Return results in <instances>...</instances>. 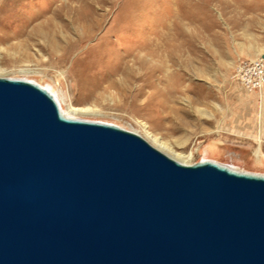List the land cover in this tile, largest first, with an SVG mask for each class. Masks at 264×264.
<instances>
[{
    "label": "water",
    "instance_id": "water-1",
    "mask_svg": "<svg viewBox=\"0 0 264 264\" xmlns=\"http://www.w3.org/2000/svg\"><path fill=\"white\" fill-rule=\"evenodd\" d=\"M0 264H264V177L181 164L0 77Z\"/></svg>",
    "mask_w": 264,
    "mask_h": 264
},
{
    "label": "rangeland",
    "instance_id": "rangeland-1",
    "mask_svg": "<svg viewBox=\"0 0 264 264\" xmlns=\"http://www.w3.org/2000/svg\"><path fill=\"white\" fill-rule=\"evenodd\" d=\"M46 9L47 0H0V77L48 85L65 114L117 125L154 148L156 135L188 164L207 158L264 174V86L249 90L235 77L239 63L264 54V0H55L57 13ZM156 44L183 49L158 86L171 91L165 105L138 90L150 72L161 77ZM85 107L94 113H72Z\"/></svg>",
    "mask_w": 264,
    "mask_h": 264
},
{
    "label": "bare ground",
    "instance_id": "bare-ground-1",
    "mask_svg": "<svg viewBox=\"0 0 264 264\" xmlns=\"http://www.w3.org/2000/svg\"><path fill=\"white\" fill-rule=\"evenodd\" d=\"M55 0H47V13H52V14H56L57 11L55 9H52V5L54 4ZM46 13V12H45ZM41 16H39L38 14L36 15V18H39ZM48 22L51 24H53L52 26L54 27V23L52 22V20H48ZM48 26V25H47ZM37 27V26H36ZM51 27V26H50ZM52 28V27H51ZM55 28V27H54ZM26 29V28H24ZM22 30L20 32L19 35H23L25 34V30ZM34 29V28H33ZM39 30V29H38ZM42 30V29H41ZM146 28H142L140 31L141 32H146ZM130 31V30H128ZM36 32V31H35ZM37 33V32H36ZM41 33V32H39ZM43 33V31H42ZM47 36V35H46ZM166 44V43H165ZM165 44H156L155 46H148L150 47L149 48V51L152 52V53H155L154 55L156 56L157 55V58L158 60H156L154 63H155V67H156V70L160 73L161 77L158 78V80H154V74L152 72H150L148 74V77H147V80H141L142 81V85H140L141 87H139V93H141V91H144L145 88L147 87L148 89H153L152 92H148L149 94H151L150 96H155L157 98H159V100L157 101L158 103L162 104V105H165L167 103V101L169 100L170 96H171V91L168 90L167 86H164V88H158V86L160 85V83L162 82H166V83H169L171 81L170 79V76L171 75H174V70L172 71V67H174L175 65L177 66H180L181 64V61H182V45L180 44H172L170 47L169 46H165ZM170 44V43H168ZM147 47V48H148ZM160 53H159V52ZM160 55H159V54ZM164 53V54H163ZM187 59V58H186ZM190 60V59H189ZM183 66V65H182ZM186 66V65H185ZM149 67V66H148ZM147 67V68H148ZM192 67V66H191ZM146 68V69H147ZM194 68V67H193ZM123 70V68H122ZM126 70V69H125ZM152 70V69H151ZM121 71V70H120ZM119 71V72H120ZM26 73V72H25ZM126 73V72H125ZM128 73V72H127ZM127 76V75H126ZM137 77V76H136ZM143 77V76H142ZM146 77V76H144ZM126 78V77H125ZM132 78V77H131ZM130 78V79H131ZM173 78V77H172ZM10 79H17V80H24V81H28L30 83H33L37 86H39L41 89L47 91L48 94H50L54 100L56 101L57 105H58V108L59 110L61 111V113L63 115H65L66 117L68 118H71V119H76V120H82V121H88V122H96V121H92V120H88V119H82V118H77V117H71L70 115L68 114H65L61 108L62 105H64V102L62 101V98L60 99L59 96H58V93L55 92L50 86L48 85H40L32 80H28V79H24V78H10ZM124 79V78H123ZM125 80V79H124ZM135 81V80H134ZM137 81V80H136ZM120 82V81H119ZM123 82V81H122ZM126 82V81H125ZM173 82V81H172ZM165 83V84H166ZM118 85V84H117ZM120 85V84H119ZM122 85V84H121ZM123 86V85H122ZM264 86V85H263ZM262 86V87H263ZM127 87V86H126ZM261 87V88H262ZM158 88V90H157ZM260 88V89H261ZM259 89V90H260ZM150 97V98H151ZM149 98V99H150ZM59 100V101H58ZM151 100V99H150ZM152 101V100H151ZM60 102V103H59ZM71 109V108H70ZM73 114L75 115H90V114H93L94 111L90 108V107H85V108H82V109H73L72 110ZM96 123H103V124H108V125H113V126H116L118 127L117 125H114V124H110V123H104V122H96ZM121 128V127H119ZM123 129V128H121ZM125 130V129H124ZM147 135V134H146ZM156 136V135H155ZM155 136H150L149 137V140H150V143L152 145H154L157 150L161 151V153L163 152V154H166L168 157H170L171 159L181 163V164H184V165H192V164H188L190 161L187 160V158L189 157V155L187 156H184L182 154H179L177 153L173 146L168 142V141H161L160 139H158L157 137ZM256 142L258 143V145L260 146L262 143L259 142V139L257 138L256 139ZM179 145V144H178ZM155 148V149H156ZM259 153V151L257 152ZM208 154V150H205L204 151V156L206 157ZM231 161H234L236 158H233L231 157L230 158ZM198 162H209V163H214L216 165H219L221 167H224L226 169H229L231 171H234V172H237V173H242V174H247V175H255V176H260V177H264V174H259V173H252V172H247V171H244V170H240V169H236V168H233V167H230V166H227V165H224V164H221V163H218L217 161H214V160H211V159H207V158H204V159H201L199 160ZM197 163V162H196ZM194 164V163H193ZM229 164V163H228ZM241 168V167H240Z\"/></svg>",
    "mask_w": 264,
    "mask_h": 264
},
{
    "label": "built area",
    "instance_id": "built-area-1",
    "mask_svg": "<svg viewBox=\"0 0 264 264\" xmlns=\"http://www.w3.org/2000/svg\"><path fill=\"white\" fill-rule=\"evenodd\" d=\"M236 79L249 90H259L264 85V58L239 63Z\"/></svg>",
    "mask_w": 264,
    "mask_h": 264
}]
</instances>
